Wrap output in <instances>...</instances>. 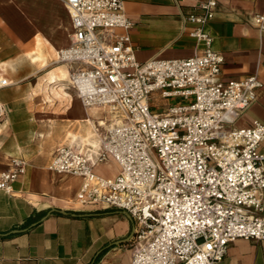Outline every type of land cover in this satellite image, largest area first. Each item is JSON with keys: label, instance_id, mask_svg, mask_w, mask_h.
Wrapping results in <instances>:
<instances>
[{"label": "built area", "instance_id": "built-area-1", "mask_svg": "<svg viewBox=\"0 0 264 264\" xmlns=\"http://www.w3.org/2000/svg\"><path fill=\"white\" fill-rule=\"evenodd\" d=\"M72 32L56 63L78 64L69 83L86 107H106L122 120L108 126L95 157L58 147L47 168L81 178L79 208L124 212L134 222L130 264H219L236 239L264 240V124L233 127L262 87L257 73L221 78L223 56L204 27L215 0L184 20L201 53L189 58L136 59L122 0H60ZM250 20L264 31V12ZM114 29L122 32L112 35ZM9 85L0 77V89ZM156 100H171L161 112ZM5 108L0 104V118ZM111 158L114 178L93 172ZM12 158L0 191L26 172Z\"/></svg>", "mask_w": 264, "mask_h": 264}, {"label": "crops", "instance_id": "crops-1", "mask_svg": "<svg viewBox=\"0 0 264 264\" xmlns=\"http://www.w3.org/2000/svg\"><path fill=\"white\" fill-rule=\"evenodd\" d=\"M203 1L122 0L133 22L129 33L137 61L200 54L184 17L199 13ZM215 1L204 29L223 56L222 80L257 73L262 83L233 127L264 124V31L250 20L264 12V0ZM71 32L60 0H0V77L9 82L0 89V172L12 158L27 162L13 192L0 191V264H130L133 220L119 210L79 208L81 178L47 168L60 146L94 158L108 126L122 122L106 107L83 108L69 83V74L81 66L55 62L56 52L70 45ZM93 172L114 178L119 168L108 158L94 164ZM219 264H264V240H234Z\"/></svg>", "mask_w": 264, "mask_h": 264}, {"label": "rangeland", "instance_id": "rangeland-1", "mask_svg": "<svg viewBox=\"0 0 264 264\" xmlns=\"http://www.w3.org/2000/svg\"><path fill=\"white\" fill-rule=\"evenodd\" d=\"M55 60H56V56H55ZM172 103V101L171 100H168V101H166V100H156L154 103H153V105L155 106V107H157V111H159V112H161L162 110H163V108L167 105V104H171ZM104 170V169H103ZM110 169H108V170H105V173L107 172V174L108 173H110Z\"/></svg>", "mask_w": 264, "mask_h": 264}, {"label": "bare ground", "instance_id": "bare-ground-1", "mask_svg": "<svg viewBox=\"0 0 264 264\" xmlns=\"http://www.w3.org/2000/svg\"><path fill=\"white\" fill-rule=\"evenodd\" d=\"M81 105H82V104H81ZM82 106H83V105H82ZM83 108H84V106H83ZM85 108H86V107H85ZM88 120H89V119H88ZM89 121L91 122V120H89ZM88 130H89V129H88ZM89 134H90V133H89ZM75 138H76V140H77V139H80L79 137H75ZM92 140H93V139H92ZM71 141H72V140H71ZM94 141H95V140H94ZM94 141H93V142H94ZM90 143H91V142H90ZM95 143H96V142H95ZM108 163H109V162H108ZM103 165H104V164H103ZM101 166H102V165H101ZM104 166H105V165H104ZM106 173H107V172H106ZM69 202H70V201H69Z\"/></svg>", "mask_w": 264, "mask_h": 264}]
</instances>
